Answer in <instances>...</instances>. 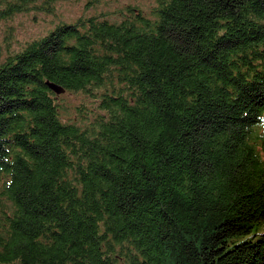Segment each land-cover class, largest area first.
I'll list each match as a JSON object with an SVG mask.
<instances>
[{
	"label": "trees",
	"instance_id": "16d2710c",
	"mask_svg": "<svg viewBox=\"0 0 264 264\" xmlns=\"http://www.w3.org/2000/svg\"><path fill=\"white\" fill-rule=\"evenodd\" d=\"M156 1L0 62V264H264V0Z\"/></svg>",
	"mask_w": 264,
	"mask_h": 264
},
{
	"label": "rangeland",
	"instance_id": "374dc122",
	"mask_svg": "<svg viewBox=\"0 0 264 264\" xmlns=\"http://www.w3.org/2000/svg\"><path fill=\"white\" fill-rule=\"evenodd\" d=\"M43 0L33 1L28 10L0 18V62L18 51L26 42L44 37L61 24H74L78 19L99 17L110 22L120 20L119 13L127 6L140 7L153 19L156 0ZM42 6L44 8H42ZM72 98V97H71ZM69 102L75 106L78 101ZM264 229V226H260Z\"/></svg>",
	"mask_w": 264,
	"mask_h": 264
},
{
	"label": "water",
	"instance_id": "95a60500",
	"mask_svg": "<svg viewBox=\"0 0 264 264\" xmlns=\"http://www.w3.org/2000/svg\"><path fill=\"white\" fill-rule=\"evenodd\" d=\"M45 85L53 92L57 93V94H63L65 92V89L60 86L57 83L51 82L49 80H47L45 82Z\"/></svg>",
	"mask_w": 264,
	"mask_h": 264
},
{
	"label": "bare ground",
	"instance_id": "6f19581e",
	"mask_svg": "<svg viewBox=\"0 0 264 264\" xmlns=\"http://www.w3.org/2000/svg\"><path fill=\"white\" fill-rule=\"evenodd\" d=\"M53 92V91H52ZM55 95H57V96H59V95H61V94H57V93H55V92H53Z\"/></svg>",
	"mask_w": 264,
	"mask_h": 264
}]
</instances>
